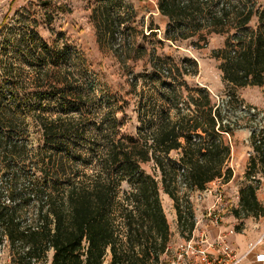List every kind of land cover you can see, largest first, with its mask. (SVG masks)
I'll return each instance as SVG.
<instances>
[{
	"label": "trees",
	"instance_id": "obj_1",
	"mask_svg": "<svg viewBox=\"0 0 264 264\" xmlns=\"http://www.w3.org/2000/svg\"><path fill=\"white\" fill-rule=\"evenodd\" d=\"M94 10L99 40H115L118 21L108 5ZM158 10L168 20L170 42L203 48L211 34L224 38L211 56L226 85H264L261 0H158ZM17 29V51L0 48V249L9 264H45L49 257L51 264L160 263L171 242L161 191L190 238L192 193L233 177L226 135L233 136L236 122L208 87L186 79L199 71L198 60L153 55L130 83L135 132L122 133L130 101L107 106L90 82L76 84L65 70L51 76L49 68L68 67L39 44L37 33ZM113 50L128 53L124 46ZM46 54L53 61L45 65ZM51 85L63 91L50 92ZM249 142L248 182L232 209L237 218L264 215L257 194L264 124L255 125ZM149 163L151 172L144 168Z\"/></svg>",
	"mask_w": 264,
	"mask_h": 264
},
{
	"label": "rangeland",
	"instance_id": "obj_2",
	"mask_svg": "<svg viewBox=\"0 0 264 264\" xmlns=\"http://www.w3.org/2000/svg\"><path fill=\"white\" fill-rule=\"evenodd\" d=\"M261 1L264 3V0ZM98 5H108L112 17L118 21L115 40H108L103 35L102 39L98 38V25L95 22L97 18L94 16V8ZM167 21L158 10V0H0V48L10 45L17 51V28H24L28 33H37L41 40L39 44L47 45L48 52L56 53L60 56L58 62L68 67L52 70L49 68L51 76L58 75L59 70H65L68 78L75 80L76 84L90 82L96 94L104 98L107 106L119 107L130 101L126 112L127 122L121 128L122 133L135 132L136 100L134 93H131L130 83L133 76L145 72L149 61L155 57L153 55L172 57L175 62L184 57L198 60L199 71L187 75L186 79L208 87L212 96L222 103L232 121L236 122L232 125L233 136L226 135L232 144L229 165L233 169V177L228 182L216 179L207 185L213 190V195L222 194L220 209L225 219L234 215L232 209L239 205V189L248 182L246 171L253 155L249 138L255 125L264 124V85H226L218 67L219 62L211 56L212 50L221 46L224 38L211 34L208 44L203 48H195L186 42L175 44L165 39ZM119 46L126 47L128 53L119 56L113 50ZM40 60L45 65L47 60L53 61L49 54L41 55ZM186 64L192 73L193 63L187 61ZM28 69L29 67H25L27 75L36 74L30 73ZM62 91L61 86H50V92ZM36 136L33 132L34 140ZM144 168L152 171L150 163L145 164ZM201 192L195 191L191 196L195 215L197 219L211 221L204 216L205 210L200 209L203 203ZM261 192L258 198L262 197ZM261 199L264 205V199ZM161 200L171 229L170 245L175 248L188 237L181 233L173 200L163 190ZM250 217L255 216L247 218ZM239 224L240 221L232 226L235 232ZM9 261L7 250L0 249V264H9ZM45 264H51L50 257Z\"/></svg>",
	"mask_w": 264,
	"mask_h": 264
},
{
	"label": "built area",
	"instance_id": "obj_3",
	"mask_svg": "<svg viewBox=\"0 0 264 264\" xmlns=\"http://www.w3.org/2000/svg\"><path fill=\"white\" fill-rule=\"evenodd\" d=\"M260 126H262V123ZM202 194L213 195L214 192L207 187L202 191ZM214 196L216 197V201L212 206L205 209L204 216L209 217L212 223L220 226L224 221L220 209L222 194L216 193ZM200 222L201 220L196 217V227L191 237L181 242L175 248L169 245L162 261L158 264H238L243 256L253 251L256 244L261 241V239H258L256 243L250 242L248 244V252L241 255L228 239L229 235L235 233L233 227L226 231L221 230L216 236H212L205 229L198 233L196 232V228ZM256 257L258 260H264L263 253H257Z\"/></svg>",
	"mask_w": 264,
	"mask_h": 264
},
{
	"label": "crops",
	"instance_id": "obj_4",
	"mask_svg": "<svg viewBox=\"0 0 264 264\" xmlns=\"http://www.w3.org/2000/svg\"><path fill=\"white\" fill-rule=\"evenodd\" d=\"M251 149V147L249 146ZM264 189V175L262 176V182L261 186L257 190L258 196L260 195V192ZM261 195L264 199V192H261ZM201 198L203 200L202 206L200 209L201 211H204L207 207H210L214 204L216 201L214 198H216L214 195L208 194L204 195L201 192ZM259 197V200L261 203L263 202L262 199ZM241 222V229L236 230L235 233L229 235V241L232 245H234L239 253L241 255H244L248 252V244L250 242L256 243L258 239H261V241L256 244V247L253 251L247 253L245 256H243L242 260L238 264H264V260H258L256 255L257 253H263L264 254V216L259 217H250L247 219H238L234 215H230L228 217H225L224 223L220 226L215 225L208 219H201V222L198 224L196 228V232H199L201 230H207L212 236H216L219 231L221 230H227L228 227H232L233 225L237 224L238 222Z\"/></svg>",
	"mask_w": 264,
	"mask_h": 264
}]
</instances>
